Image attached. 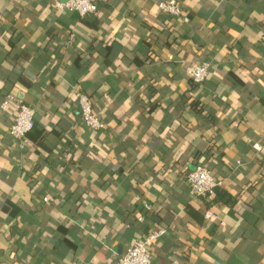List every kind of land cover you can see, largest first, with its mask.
I'll return each mask as SVG.
<instances>
[{"label": "crops", "instance_id": "obj_1", "mask_svg": "<svg viewBox=\"0 0 264 264\" xmlns=\"http://www.w3.org/2000/svg\"><path fill=\"white\" fill-rule=\"evenodd\" d=\"M159 1L0 0V264H116L160 229L151 264H264V0ZM9 93L36 110L22 140Z\"/></svg>", "mask_w": 264, "mask_h": 264}, {"label": "built area", "instance_id": "obj_2", "mask_svg": "<svg viewBox=\"0 0 264 264\" xmlns=\"http://www.w3.org/2000/svg\"><path fill=\"white\" fill-rule=\"evenodd\" d=\"M56 5L62 9L78 11L82 16L95 13L98 10L99 0H55ZM158 6L162 12L171 16L181 17L183 7L180 0H161ZM185 22L189 21L187 16L183 17ZM188 76L196 83L205 81L210 72L209 62H195L186 67ZM81 105V118L84 123L92 129H103L106 124L95 112L93 104L87 94L78 93ZM14 108L15 117L11 125L10 132L16 139H25L27 134L35 126V107L24 100V98L9 93L5 96L2 108ZM259 147L258 145H256ZM186 180L190 186V192L194 196L212 197L215 195L217 187L223 184L221 179L216 178L212 171L203 164H198L196 168L189 171ZM47 200V198H45ZM206 216L213 217L210 212ZM139 219H143L140 217ZM165 233L164 229L153 230L146 236L133 242L123 253L116 264H151L152 248Z\"/></svg>", "mask_w": 264, "mask_h": 264}, {"label": "trees", "instance_id": "obj_3", "mask_svg": "<svg viewBox=\"0 0 264 264\" xmlns=\"http://www.w3.org/2000/svg\"><path fill=\"white\" fill-rule=\"evenodd\" d=\"M184 16H186V15H184V13H183V15L181 16V18H183ZM188 17V16H187ZM208 167V166H207ZM211 171H212V173L214 174V172H213V170L210 168V167H208ZM223 185V184H222ZM221 185V186H222ZM221 186H219V187H221ZM219 187H217V189L219 188ZM217 189H216V191H215V193L217 192Z\"/></svg>", "mask_w": 264, "mask_h": 264}]
</instances>
